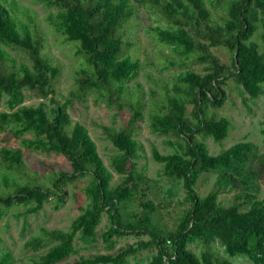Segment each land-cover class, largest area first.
Instances as JSON below:
<instances>
[{
    "label": "trees",
    "instance_id": "obj_1",
    "mask_svg": "<svg viewBox=\"0 0 264 264\" xmlns=\"http://www.w3.org/2000/svg\"><path fill=\"white\" fill-rule=\"evenodd\" d=\"M40 1L56 8L51 16L54 31L75 42L76 54L85 62L74 71L71 98L95 93L96 100L102 99L108 107L127 106L130 117L120 130L103 126L118 151L109 168L86 126L72 123L67 111L70 99L61 103L54 98L52 84L59 70L42 54L43 36L29 24L30 16L27 23L19 20L14 2L9 5L0 0V105L6 95L8 108L0 111V133L9 131L27 150L63 156L71 168L70 174L51 169L41 175L26 165L20 149L0 146V219L21 205L23 215L37 214L50 200L59 208L68 200V181L89 176L84 188L88 202L79 208L68 229L42 226L26 241L28 247L43 249L32 264H57L77 253L75 240L94 241L103 214L108 220V228L101 234L104 241L129 234L146 238L112 253L79 256L67 264H126L128 257L142 252L150 253L147 264H236L225 255L264 264V196H259L264 154L252 161L257 146L246 140L216 154H210L205 144L207 137L221 142L228 135L230 119L208 111L224 104L223 85L228 79L249 99L263 93L264 0ZM136 3L158 17L156 24L147 27L148 32L181 56L179 71L170 85H162L159 97L153 88L145 91L139 82L128 86L141 69L140 60L128 54L131 42L124 39ZM212 9L225 12L221 21L214 18ZM258 28L260 45L251 42ZM219 46L230 52L229 65L213 52ZM9 49L23 51L31 64L18 61ZM167 62L162 70L175 65L171 59ZM194 65L201 70H194ZM24 90L49 98L51 105H23ZM145 110L152 132L179 139L177 147L166 154L151 146V157L162 164V175L183 183L185 207L172 228L157 218L158 207L143 187L147 178L136 164L143 145L134 136ZM208 172L216 174L214 187L200 195L198 179ZM114 173L119 182L112 185ZM225 190L235 191L227 205L219 201ZM134 205L137 211L132 209ZM192 239L200 242L198 252L188 248ZM0 264H14L1 238Z\"/></svg>",
    "mask_w": 264,
    "mask_h": 264
},
{
    "label": "rangeland",
    "instance_id": "obj_2",
    "mask_svg": "<svg viewBox=\"0 0 264 264\" xmlns=\"http://www.w3.org/2000/svg\"><path fill=\"white\" fill-rule=\"evenodd\" d=\"M10 5L15 3V13L22 22H28L35 26L43 36L42 54L48 58L52 65L59 70L53 81L55 89L54 98L59 102L70 99L67 111L71 117L72 123L78 121L86 126L88 132L97 145L98 152L104 163L110 168V160L118 151L112 142L105 136L103 126H108L113 130L122 129L129 117L130 111L127 106L118 108L115 105L108 107L102 99L96 100L95 93H91L84 98H71L75 89L74 71L85 66V62L80 55L76 54L75 42L66 41L64 37L56 33L52 27V19L56 8L46 7L40 0H6ZM7 5V4H6ZM137 11L132 19L124 28V39L131 42L128 46V54L133 58H138L141 62L139 75L128 83L132 88L136 82H139L143 89L147 91L153 88L156 96L159 97L163 84L170 85L179 71L177 63L181 56L171 48L158 43L154 35L148 32L147 27L156 24L158 17L156 14L149 13L146 7H141L137 3ZM213 16L221 21L224 16L223 10H213ZM261 28H258L251 42L260 45ZM261 50V47L259 46ZM213 52L220 58L221 62L229 65L231 62L230 52L225 47H213ZM9 53L18 61L31 64L26 54L19 49H9ZM171 59L175 65L168 64V68L162 70L165 63ZM194 70L200 71L199 65L193 66ZM225 91V102L221 107L208 109L210 114L216 117L226 116L230 119L231 126L228 135L221 141L215 142L212 137L205 138V144L210 154H216L221 149L227 148L233 143L246 140L251 141L257 146V154L252 161L257 160L261 154H264V84L263 93L255 98L249 99L231 79L223 85ZM25 98L23 105L37 106L44 103L46 108L51 104L49 98H41L34 92L24 90ZM50 96V95H49ZM7 96L4 95L1 110H8ZM148 102V96H145ZM191 105L187 106L190 111ZM144 118L136 127L135 138L143 145V150L139 152L136 159L137 168L143 170L146 176V183L143 186L148 193L147 196L158 207L157 218L160 223L167 228H172L177 223L180 213L185 205L182 203L184 197L183 183L180 180L169 179L162 175V164L155 162L151 157V146L154 145L157 150L166 154L172 152L177 147L178 138L173 134L159 135L151 131L147 111ZM31 136V134H25ZM201 138V137H200ZM8 146L20 149L25 159L26 165L33 170H37L41 175L46 174L51 169L62 170L71 173L69 163L63 156L44 155L36 151L27 150L23 147L20 139L12 136L9 131L0 133V146ZM33 175L35 171L32 172ZM216 174L208 172L203 173L198 179L196 189L200 195L207 194L214 187ZM89 182V176L76 177L68 181L67 191L68 200L66 203L55 208L53 201L44 204L43 209L37 214L23 215L24 206L11 208L8 213L0 219V238L6 249L13 255L14 264H32L34 259L43 252L41 248H32L26 246V241L34 235L39 227L48 229L60 228L67 230L71 221L80 213V207L88 202L84 188ZM112 185L119 182V176L114 173ZM259 196H264V182L259 181ZM8 191V190H5ZM235 195L233 190H225L219 195V201L224 204H230ZM133 210L137 211L134 205ZM108 228L107 215L103 214L99 225L96 228V239L85 243L78 239L75 240V249L77 253L68 256L65 260L57 264H67L74 261L79 256H89L95 253H112L119 247L127 244H134L141 238L134 234H129L120 238H112V242L104 241L102 233ZM200 242L198 239H192L188 248L193 252H198ZM215 249L223 253L219 244L214 245ZM150 253L142 252L136 257H128L126 264H147ZM236 264H252L244 256L228 257Z\"/></svg>",
    "mask_w": 264,
    "mask_h": 264
}]
</instances>
